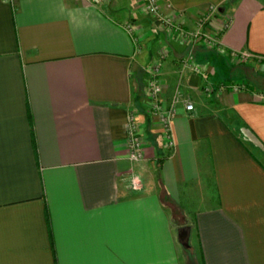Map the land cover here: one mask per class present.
<instances>
[{"label":"crops","instance_id":"obj_1","mask_svg":"<svg viewBox=\"0 0 264 264\" xmlns=\"http://www.w3.org/2000/svg\"><path fill=\"white\" fill-rule=\"evenodd\" d=\"M157 1L185 30L219 5L216 45L138 0H0V264H264V0ZM155 62L163 105L193 104L176 105L172 147L148 105Z\"/></svg>","mask_w":264,"mask_h":264},{"label":"built area","instance_id":"obj_2","mask_svg":"<svg viewBox=\"0 0 264 264\" xmlns=\"http://www.w3.org/2000/svg\"><path fill=\"white\" fill-rule=\"evenodd\" d=\"M91 3L100 4L107 0H87ZM144 9V12L152 19L157 20L159 24L171 33H177L180 35L181 40H202L205 44L214 46L216 45V37L213 34L206 31V27L209 25L215 14L219 10V5L210 6L206 12L200 15L197 20V24L192 30H185L180 23L173 20L172 17L165 15L157 0H138ZM132 30V28H130ZM185 67H190L194 72L200 73L201 67L196 63H193L190 58H184L181 61ZM160 63L155 62L145 74V85L147 90L148 105L150 110L158 116V119L162 125L165 133V141L168 146L174 145V139L172 136V121L176 112V105L181 103L187 111L193 110V104L190 101L188 95H183L180 91H176L168 106H164L160 100L162 92V85L159 81ZM219 89L223 88V85L218 86ZM230 89L237 91L241 88V84L236 82L229 85ZM205 93H211L212 87L209 84L204 86ZM125 145L128 153V157L132 162L140 161L144 156V144L141 138V132L137 116L134 112H130L127 116L124 125ZM133 186L137 187V183L133 181Z\"/></svg>","mask_w":264,"mask_h":264},{"label":"rangeland","instance_id":"obj_3","mask_svg":"<svg viewBox=\"0 0 264 264\" xmlns=\"http://www.w3.org/2000/svg\"><path fill=\"white\" fill-rule=\"evenodd\" d=\"M217 14V13H216ZM166 31V30H165ZM242 68V67H241ZM243 69V68H242ZM263 69H264V67H263ZM258 78V77H257ZM263 80V79H262ZM233 82V81H232ZM235 82V81H234ZM257 84H259L258 82H257ZM258 87V88H257ZM256 88L257 89H261V90H263L264 91V83L262 84V85H256ZM192 198H193V201H195L196 203H200V202H202V201H211V193H210V191H209V189L207 188V189H201V190H199V191H197V192H195L194 193V195L192 196ZM195 261H197V263H198V259H192V260H190L189 261V263L190 264H195ZM196 263V264H197ZM199 264V263H198Z\"/></svg>","mask_w":264,"mask_h":264},{"label":"water","instance_id":"obj_4","mask_svg":"<svg viewBox=\"0 0 264 264\" xmlns=\"http://www.w3.org/2000/svg\"><path fill=\"white\" fill-rule=\"evenodd\" d=\"M189 237H190V226L182 225L177 229V239L181 246L185 249L190 248L189 244Z\"/></svg>","mask_w":264,"mask_h":264},{"label":"trees","instance_id":"obj_5","mask_svg":"<svg viewBox=\"0 0 264 264\" xmlns=\"http://www.w3.org/2000/svg\"><path fill=\"white\" fill-rule=\"evenodd\" d=\"M220 85H223L224 87L226 86V83L225 82H222ZM218 85V86H220Z\"/></svg>","mask_w":264,"mask_h":264}]
</instances>
